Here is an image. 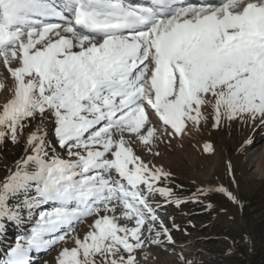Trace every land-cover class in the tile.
Segmentation results:
<instances>
[{
    "label": "snow or ice",
    "instance_id": "snow-or-ice-1",
    "mask_svg": "<svg viewBox=\"0 0 264 264\" xmlns=\"http://www.w3.org/2000/svg\"><path fill=\"white\" fill-rule=\"evenodd\" d=\"M0 61L14 81L0 141L15 144L40 121L26 139L30 154L0 187V221L38 217L0 264H31L86 218L89 230L71 236L57 264H140L146 244L173 243L148 203L173 193L156 186L170 173L150 168L133 145L151 153L159 129L199 130L205 107L214 128L224 119L264 125V0H0Z\"/></svg>",
    "mask_w": 264,
    "mask_h": 264
},
{
    "label": "rangeland",
    "instance_id": "rangeland-1",
    "mask_svg": "<svg viewBox=\"0 0 264 264\" xmlns=\"http://www.w3.org/2000/svg\"><path fill=\"white\" fill-rule=\"evenodd\" d=\"M0 85H2L0 87V108H2L14 89V81L2 61H0ZM213 115L211 107L203 108L199 130L189 125L191 130L182 137H168L163 129H159L157 135L161 139L154 140L151 153L138 141L133 145L134 153L139 155L150 168L155 166L170 173L167 179L162 177L156 182V186L170 188L173 193L170 198L162 197L158 193H152L148 198V203L157 214V224L163 221L169 229L173 243L168 244L161 236L163 242L161 246L146 244L144 250L136 254L140 264H210L216 261L215 255L220 250L215 245L210 247L208 245L210 241L216 243L221 240L228 246L242 237L247 245L254 244L249 240L248 234L242 232V212L247 205L252 207L262 204L264 207V125H261L259 120L242 122L239 119L233 121L224 119L219 127L214 128ZM39 123V118L33 121L30 127L25 128L23 135L18 137L15 144L10 139L0 141V187L10 172L15 171L16 162L30 154V150H25L26 139L36 130ZM43 131L47 134L46 138L55 140L52 122L45 121ZM206 144L211 145V151L205 152ZM157 152L159 155L155 154ZM59 154L62 158H68L65 150ZM218 187L230 192L236 198L235 202L225 194L214 191ZM210 188L213 191H208ZM141 190L145 191L143 186ZM10 204L14 206L15 201ZM206 210L205 213H209L210 219L215 224L213 227L227 226L228 233H222L221 236L215 234L213 236L218 238L208 240L201 238L202 233L199 229L200 225L207 224L202 219L205 217L203 211ZM117 216L119 217V213ZM37 217L38 212H34L30 217L25 212L20 224L13 222L16 230H8L0 238V249L4 246L7 248L0 250V260L6 259L10 248L5 243L11 242L13 245L12 240L16 241L24 231L29 235L30 226L35 224ZM91 222L92 218H86L75 232L66 236L65 241L58 242L54 250L33 252L30 256L31 264H57L59 252L64 248L71 249L75 246L71 236L78 235L82 239L89 230ZM117 222L121 226H134V221L118 219ZM144 235L147 237L149 233L145 231ZM218 253L221 255L222 252Z\"/></svg>",
    "mask_w": 264,
    "mask_h": 264
},
{
    "label": "trees",
    "instance_id": "trees-1",
    "mask_svg": "<svg viewBox=\"0 0 264 264\" xmlns=\"http://www.w3.org/2000/svg\"><path fill=\"white\" fill-rule=\"evenodd\" d=\"M205 212L207 210L203 211V213ZM242 216V232L247 233L249 240L254 242V244L252 246L247 245L245 239H241L242 237L228 246L221 240H218L216 243L210 241L208 242L210 247L215 245L217 248H220L217 251V255H215L216 261L210 264H264V207L262 204L253 205L252 207L247 205L245 211L242 212ZM202 219L205 220L204 222H207L203 226L200 225L199 229L203 240L218 238L213 235L217 234L221 236L222 233H228L229 231L227 226L224 225L213 227L215 224L210 219L209 213H205V217ZM8 230H16L13 222L0 221V238ZM218 252H222L221 255Z\"/></svg>",
    "mask_w": 264,
    "mask_h": 264
},
{
    "label": "bare ground",
    "instance_id": "bare-ground-1",
    "mask_svg": "<svg viewBox=\"0 0 264 264\" xmlns=\"http://www.w3.org/2000/svg\"><path fill=\"white\" fill-rule=\"evenodd\" d=\"M130 3L133 5V2H130ZM255 150H256V147H255ZM255 150H254V151H255Z\"/></svg>",
    "mask_w": 264,
    "mask_h": 264
}]
</instances>
